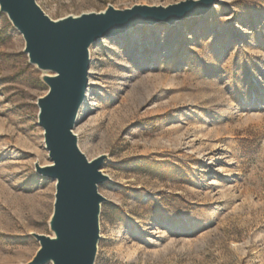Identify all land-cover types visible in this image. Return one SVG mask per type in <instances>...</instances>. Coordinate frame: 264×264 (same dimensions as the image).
<instances>
[{"label":"rangeland","instance_id":"rangeland-1","mask_svg":"<svg viewBox=\"0 0 264 264\" xmlns=\"http://www.w3.org/2000/svg\"><path fill=\"white\" fill-rule=\"evenodd\" d=\"M56 21L185 0H35ZM0 13V264L52 236L55 183L36 101L45 74ZM73 130L98 186L94 264H264V0H217L174 26L130 28L89 49ZM51 264V263H48Z\"/></svg>","mask_w":264,"mask_h":264},{"label":"water","instance_id":"water-1","mask_svg":"<svg viewBox=\"0 0 264 264\" xmlns=\"http://www.w3.org/2000/svg\"><path fill=\"white\" fill-rule=\"evenodd\" d=\"M217 0H185L168 6L135 5L99 13L50 19L35 0H0L4 14L24 40L28 63L45 73L47 92L36 101L50 164L35 172L55 183L52 236L31 234L39 249L27 264H94L99 242V215L105 199L98 186L110 181L101 170L105 155L91 161L79 150L73 133L88 88L89 49L102 38L130 28L174 26L205 16Z\"/></svg>","mask_w":264,"mask_h":264},{"label":"bare ground","instance_id":"bare-ground-1","mask_svg":"<svg viewBox=\"0 0 264 264\" xmlns=\"http://www.w3.org/2000/svg\"><path fill=\"white\" fill-rule=\"evenodd\" d=\"M81 109L82 110H81L80 115L86 114V113H88L90 111L89 107H87V106H83Z\"/></svg>","mask_w":264,"mask_h":264}]
</instances>
